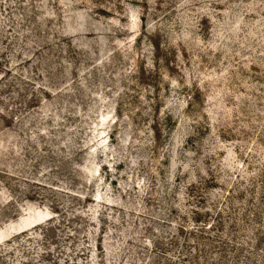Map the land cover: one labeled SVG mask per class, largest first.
Here are the masks:
<instances>
[{
  "label": "rangeland",
  "instance_id": "374dc122",
  "mask_svg": "<svg viewBox=\"0 0 264 264\" xmlns=\"http://www.w3.org/2000/svg\"><path fill=\"white\" fill-rule=\"evenodd\" d=\"M0 264H264V0H0Z\"/></svg>",
  "mask_w": 264,
  "mask_h": 264
}]
</instances>
